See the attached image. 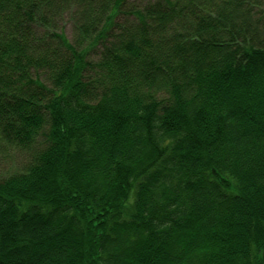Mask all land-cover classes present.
<instances>
[{"label":"trees","instance_id":"16d2710c","mask_svg":"<svg viewBox=\"0 0 264 264\" xmlns=\"http://www.w3.org/2000/svg\"><path fill=\"white\" fill-rule=\"evenodd\" d=\"M0 150V264H264L262 0H0Z\"/></svg>","mask_w":264,"mask_h":264},{"label":"rangeland","instance_id":"374dc122","mask_svg":"<svg viewBox=\"0 0 264 264\" xmlns=\"http://www.w3.org/2000/svg\"><path fill=\"white\" fill-rule=\"evenodd\" d=\"M262 4L264 8V0H262ZM66 32L68 34V30ZM22 162L20 155L0 150V179L18 171L23 164Z\"/></svg>","mask_w":264,"mask_h":264}]
</instances>
